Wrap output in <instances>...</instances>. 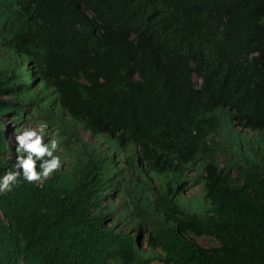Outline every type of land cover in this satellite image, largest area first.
Instances as JSON below:
<instances>
[{"label":"trees","instance_id":"trees-1","mask_svg":"<svg viewBox=\"0 0 264 264\" xmlns=\"http://www.w3.org/2000/svg\"><path fill=\"white\" fill-rule=\"evenodd\" d=\"M55 107L210 207L179 204L190 180L122 201L126 168L72 132L81 158L0 194V264H264V149L216 161L224 118L264 139V0H0V177L4 127Z\"/></svg>","mask_w":264,"mask_h":264},{"label":"rangeland","instance_id":"rangeland-1","mask_svg":"<svg viewBox=\"0 0 264 264\" xmlns=\"http://www.w3.org/2000/svg\"><path fill=\"white\" fill-rule=\"evenodd\" d=\"M55 113L53 120H46L45 116H43L45 113H42L43 117L39 116L35 121L21 123L20 126L22 130L35 129L39 131L41 125H48L49 122H52L51 127L44 129L43 140L45 144H50L52 140L59 141L58 148L54 152V155L60 157L61 168H65L70 162L78 160L83 156V149H81L79 144L75 143L74 137H70L72 132L74 134L77 133L78 137L87 145V147L95 146L110 156L115 155L116 160L120 162V165L126 168V171L121 172L116 178V180H123L121 184L123 193L118 195V198H121L122 201L123 198H152L151 194L154 193L155 190L162 191L169 182H172L175 185L178 181L188 182L190 180L185 186L187 190L178 198L179 204L188 212L196 215H201L209 209L210 204L201 192L202 185L197 183L192 186V178L189 177L191 174H186L182 179H176L172 173L158 174L156 172H146L136 161H128V166H125L123 161H127V159L131 157L133 152L131 149L133 148L132 146L121 148L113 139H109L104 135L93 137L83 130L81 126L78 125L76 128L75 124L72 121H68L67 117H64L63 119L61 111L57 107H55ZM11 126L12 124L6 125L4 130H6L8 139L10 140L11 145H13L17 135L14 131L15 128H11ZM59 127L67 132L70 137L66 145H64V142L67 140L68 136H66ZM216 140L219 142L221 149V154L216 156V161L219 166L226 161L225 157L227 156H232L235 160H241L242 158L251 157L253 154L252 150L257 149L258 147L261 150L264 149V139L261 135L235 127L228 118H224L222 121L221 129L218 132ZM87 150L89 149L87 148ZM222 152H225L226 154L224 155ZM209 161L210 158L198 162L193 172L194 175L196 173H201L203 167L207 165ZM37 163H39V161ZM127 168H129V171ZM124 189L128 192H125ZM197 242L205 248L216 245V242L209 238H197ZM153 264L160 263L154 262Z\"/></svg>","mask_w":264,"mask_h":264},{"label":"clouds","instance_id":"clouds-1","mask_svg":"<svg viewBox=\"0 0 264 264\" xmlns=\"http://www.w3.org/2000/svg\"><path fill=\"white\" fill-rule=\"evenodd\" d=\"M46 127V124L41 125L39 131L25 129L15 137L16 151L24 155L17 156L14 171L9 170L0 177V194L11 191L12 187L19 182L21 175L27 182L42 183L61 168L60 157L54 155L59 141L52 140L50 144L44 143L43 132ZM38 161L40 171H37Z\"/></svg>","mask_w":264,"mask_h":264}]
</instances>
